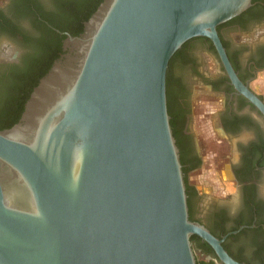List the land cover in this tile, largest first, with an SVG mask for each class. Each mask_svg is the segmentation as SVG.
<instances>
[{"label": "water", "instance_id": "1", "mask_svg": "<svg viewBox=\"0 0 264 264\" xmlns=\"http://www.w3.org/2000/svg\"><path fill=\"white\" fill-rule=\"evenodd\" d=\"M251 5L103 0L83 33L65 34L69 53L0 131V264H197L193 236L222 264H244L189 218L166 72L183 44L206 38L264 116L217 31Z\"/></svg>", "mask_w": 264, "mask_h": 264}, {"label": "flooded vegetation", "instance_id": "2", "mask_svg": "<svg viewBox=\"0 0 264 264\" xmlns=\"http://www.w3.org/2000/svg\"><path fill=\"white\" fill-rule=\"evenodd\" d=\"M248 9L217 31L238 79L264 103L252 88L264 74V0ZM58 20L54 0H0V120L13 110L5 102L24 91H12L11 76L3 75L18 70L50 31L59 32ZM65 38L55 61L69 53ZM188 42L173 65L171 106L189 216L235 261L264 264V116L236 92L208 39ZM195 237L196 261L222 264Z\"/></svg>", "mask_w": 264, "mask_h": 264}, {"label": "trees", "instance_id": "3", "mask_svg": "<svg viewBox=\"0 0 264 264\" xmlns=\"http://www.w3.org/2000/svg\"><path fill=\"white\" fill-rule=\"evenodd\" d=\"M102 2L103 0H54L59 20L56 24H53V26H55L59 32L50 31V38L43 39L33 50L31 55L28 56L27 60L23 61L18 70L3 75L11 76L12 91L19 90V88L24 89V91H21L19 93L20 95L12 97L9 101L7 100L5 102L7 106L13 104V110L11 111L12 113L10 112V114L0 120V131L11 128L20 120L24 111V106L33 89L38 85L40 79L48 73L55 60L58 59L61 43L65 38V35H62V33H68L73 37L79 36L83 33L84 23L89 20L91 15L97 10ZM248 11L249 9L247 12ZM237 18H234L231 22L235 21ZM223 25H227V23ZM220 27L221 26H219L217 30ZM187 43L189 42L183 44V46L172 56L166 72L167 109L170 116V125L173 136H175V131L171 106V73L176 59L182 55ZM189 218L191 220L190 216ZM196 239L197 238L193 236L191 242ZM197 264H204V262H197Z\"/></svg>", "mask_w": 264, "mask_h": 264}, {"label": "rangeland", "instance_id": "4", "mask_svg": "<svg viewBox=\"0 0 264 264\" xmlns=\"http://www.w3.org/2000/svg\"><path fill=\"white\" fill-rule=\"evenodd\" d=\"M197 54L203 60H205V63L207 64V67H212V62H211L210 58H207L206 56H204V54H201L200 52H197ZM252 88L254 90H256L257 93L262 94V96L264 98V74H260V76H258L256 82H254L252 84ZM198 94H200V91L196 90L195 95H198Z\"/></svg>", "mask_w": 264, "mask_h": 264}, {"label": "bare ground", "instance_id": "5", "mask_svg": "<svg viewBox=\"0 0 264 264\" xmlns=\"http://www.w3.org/2000/svg\"><path fill=\"white\" fill-rule=\"evenodd\" d=\"M49 86H51V85H49Z\"/></svg>", "mask_w": 264, "mask_h": 264}]
</instances>
